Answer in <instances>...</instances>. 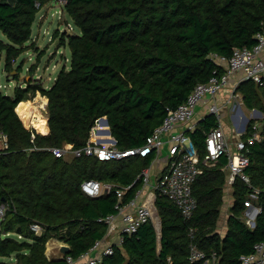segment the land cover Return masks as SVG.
I'll list each match as a JSON object with an SVG mask.
<instances>
[{
  "label": "trees",
  "instance_id": "16d2710c",
  "mask_svg": "<svg viewBox=\"0 0 264 264\" xmlns=\"http://www.w3.org/2000/svg\"><path fill=\"white\" fill-rule=\"evenodd\" d=\"M46 1L0 0V33L7 40L0 39L4 71L26 49L36 4ZM64 10L80 30L63 36L70 50L68 69L61 67L48 88L40 84L16 88L12 96L0 91V131L8 138V147L0 150V206H5L0 257L14 260L0 264H66V256L75 260L102 240L107 225L99 219L115 212V194L112 190L87 197L80 183L85 179L117 186L134 183L127 200L153 156L63 159L46 148L63 144L80 148L89 134L102 142L99 121L104 118L117 148L141 146L167 110L175 109L197 83L210 77L216 68L211 53L230 57L235 48L253 46L264 19V0H67ZM29 90L32 95L39 90L47 98L49 131L35 134L33 143L15 112L16 105L29 98ZM236 90L248 109L263 112L261 140L249 146L245 169L259 190L254 202L261 212L254 226L240 217L249 189L236 180L226 232L222 238L214 232L225 183L220 168L227 159L222 156L214 167H203L193 182L196 208L190 219L185 220L174 203L156 196L158 226L148 220L133 234H125L119 245L113 244V253L103 255L97 264H197L189 260L193 244L206 256L221 250L220 264H240L239 256L264 240V85L247 80ZM215 124L214 116L207 114L188 133L200 155L205 133ZM32 223L41 226V233L31 230ZM51 237L70 248L61 259L45 256Z\"/></svg>",
  "mask_w": 264,
  "mask_h": 264
},
{
  "label": "built area",
  "instance_id": "2783aa9c",
  "mask_svg": "<svg viewBox=\"0 0 264 264\" xmlns=\"http://www.w3.org/2000/svg\"><path fill=\"white\" fill-rule=\"evenodd\" d=\"M58 1L63 6L67 2V0ZM254 39L253 46L235 48L230 57L211 53L209 57L213 60L216 68L212 70L210 77L205 82L197 83L187 98L175 109L167 110L161 124L154 128L141 146L127 149L117 148L107 124L105 125L109 140L107 142H99L92 139L90 135L85 145L80 148H74L72 144H63L59 148H46L59 158H63L67 152L72 153L73 157L92 156L99 161L119 160L130 156L143 158L148 155L157 160L162 156V152L167 158L165 167L155 176L151 174L149 167L142 169L137 177L140 180L141 190H136L134 196L127 200H125L126 192L134 183L117 186L96 179H85L80 183V191L87 197H98L108 194L112 190L116 197L115 212L99 219L107 225L108 230L115 226V240L112 243L104 242V238L96 240L87 252L79 256V258H84V264H97L103 255L113 253V244L119 245L125 234H133L142 224L152 220V205H154L156 196L164 197L174 203L182 217L185 220L190 219L196 208V199L192 189L193 182L202 173L203 167H214L222 156L227 159L220 168L225 173L224 186L232 190L235 181L240 180L249 189L243 204L245 208L253 207V209L251 214L243 212V220L249 227L254 226L255 217L261 212V207L253 204V200L258 199L259 190L251 184V179L245 169L249 165L247 155L249 146L261 140V124L256 121L257 116L254 110H250V119L255 120L251 126L248 128L245 126L243 130L239 128L233 135L220 122L222 108L232 100L241 101L243 99V97L239 98V93L236 92L241 82L250 80L258 86L264 85V19L261 22V29L254 35ZM231 78H233L232 84H230ZM227 89L230 90L228 97L226 99L223 97L222 104H219L217 102L218 94ZM44 104L39 110L48 127L47 115H43V112L46 111ZM197 106L202 108L206 114L214 116L216 122L215 126L205 133L202 155L188 134L194 130L197 121L205 116L195 120ZM98 119L95 120V124ZM22 123L30 131V141L33 143L35 134L41 133L35 126L31 124L27 126L23 120ZM100 124L102 123L100 122ZM7 147L8 138L0 131V150ZM33 149L34 146L25 150ZM145 189V195L141 197V191ZM4 211L5 206L1 205L0 218L4 215ZM30 228L38 234L41 233V226L37 223L30 224ZM192 232L193 230L190 229V233ZM91 253H93L92 257H90ZM189 260L197 262V264H204L207 261V256L193 244L190 245ZM73 261L70 256L65 257L66 264H72ZM239 261L240 264H264V240L255 242L252 251L241 254Z\"/></svg>",
  "mask_w": 264,
  "mask_h": 264
},
{
  "label": "rangeland",
  "instance_id": "374dc122",
  "mask_svg": "<svg viewBox=\"0 0 264 264\" xmlns=\"http://www.w3.org/2000/svg\"><path fill=\"white\" fill-rule=\"evenodd\" d=\"M37 8L35 19L31 27L30 39L25 44L26 49L19 53V55L15 58V61L11 63L10 69L5 71L3 70L5 51H0V91L8 96H12L16 88L26 89L28 86H36L37 84H40L43 88H48L53 83L60 68L65 67V69H68L69 67L70 50L67 44V39L66 37L63 39V36H67V34H79V28L73 24L70 16L64 10V6L58 0H49L40 6L38 4ZM0 39L3 42H7L6 38L1 33ZM229 88L231 87L229 86ZM29 91L30 92L27 93L29 98L25 101H34L37 96L44 97L39 90L33 95L31 90ZM236 92L239 93V98H241L242 93L237 90ZM44 105L46 108V104ZM228 108H230V106H228ZM228 108V113L226 115L220 114V122L223 125L226 124L229 126L230 121L228 118ZM241 108L248 118V111L244 107ZM196 109H199L198 106ZM43 115H47V110L45 113L43 112ZM260 119H262V117H260ZM101 121L102 120L99 121L100 136L102 137V142H107L109 141L108 138L105 137L107 129L104 124H100ZM72 157V153L67 152L63 159H69ZM103 183L109 182L104 181ZM232 195V190L223 186L220 193V203L218 205V214L216 216V226L214 229V232H216L220 238H222L226 232L227 218L231 212V206L234 200ZM254 201L255 200H253V204H255ZM252 209L253 207L245 208L243 212L247 213ZM243 212L240 217L244 216ZM152 221L157 223L158 226L159 219L157 217L156 210L153 211ZM3 235V232H0L1 238ZM9 236H13L19 240L21 239L20 236L16 237L14 234H10ZM57 242L64 243L55 237H51L47 240L44 252L47 259H61L63 257V255L58 251L57 246L59 243ZM221 255V250L220 252L216 249L215 251H211L208 253L207 261H205L204 264H220ZM0 260H4L8 263H14L11 256L0 257ZM72 264H84V258H77L72 262Z\"/></svg>",
  "mask_w": 264,
  "mask_h": 264
},
{
  "label": "crops",
  "instance_id": "0c3cea01",
  "mask_svg": "<svg viewBox=\"0 0 264 264\" xmlns=\"http://www.w3.org/2000/svg\"><path fill=\"white\" fill-rule=\"evenodd\" d=\"M232 82H233V78L230 79V84H232ZM229 91L230 90L227 89L225 92L221 91L218 94V96H217V102L219 104H222L221 100H222L223 97L225 99L228 97ZM227 105L230 106V108H228V106L227 107L224 106L222 108V110H221V115H226L228 113L227 112V108H228V111H229L228 118H229V121H230V125L228 126V125L224 124V127L227 130L231 131V134L232 135L235 133L236 130H239V128H242L241 130H243L245 126H246V128H248V126L251 124V121L252 120L250 119V110H254V111L256 110V111H259L261 113L260 116H257V120H256L259 123H260V120H261L260 117L263 118V112L261 110L256 109V108L248 109L244 105L243 99H241V101H239V100H237V101L232 100L231 103H229ZM241 107H244L248 111V114H249V117L248 118L244 114V112H243V110H242ZM196 114H197L196 115L197 118H195V119L197 120L199 117H203L204 115H206V112H204V110L202 108H199L197 110V113ZM105 135H106L105 137L108 138V132ZM233 138H231V139L234 140ZM166 160H167V158H166L164 152H162V156L160 158H158L157 160L152 159L150 161V164L148 165V167L151 169V171H150L151 174L154 175V176L156 174H159L160 171L165 167ZM136 190H139V191L141 190V185L140 184H139V186H138V188ZM145 192H146V189L141 191V197L143 195H145ZM152 209L154 211V207H152ZM251 213H252V210L250 212H248V214H251ZM254 224H255V220H254ZM115 234H116L115 226L112 227V228H110L109 230L106 229V233H105V237H104L103 241L106 242V243H112V242H114V240H115ZM57 243H59L58 246H57V247H59L61 245V242H57ZM92 256H93V253L90 254V257H92Z\"/></svg>",
  "mask_w": 264,
  "mask_h": 264
},
{
  "label": "bare ground",
  "instance_id": "6f19581e",
  "mask_svg": "<svg viewBox=\"0 0 264 264\" xmlns=\"http://www.w3.org/2000/svg\"><path fill=\"white\" fill-rule=\"evenodd\" d=\"M45 102V97L37 96L34 101H20L15 107V111L23 120L24 124L27 126L28 124L35 126L41 134H46L49 131L45 124L46 122L44 117L41 115L39 110V107H42Z\"/></svg>",
  "mask_w": 264,
  "mask_h": 264
},
{
  "label": "water",
  "instance_id": "95a60500",
  "mask_svg": "<svg viewBox=\"0 0 264 264\" xmlns=\"http://www.w3.org/2000/svg\"><path fill=\"white\" fill-rule=\"evenodd\" d=\"M255 114H256V116H260V115H261V113H260L259 111H256V110H255ZM206 115H207V114H206ZM101 123L104 124V125H107V120H106V119H103V120L101 121ZM240 129H242V128H240ZM69 250H70L69 246H68L67 244H65V243H63V244H61V245L59 246V251H60V253H61L62 255L67 254V253L69 252Z\"/></svg>",
  "mask_w": 264,
  "mask_h": 264
},
{
  "label": "clouds",
  "instance_id": "9594fccd",
  "mask_svg": "<svg viewBox=\"0 0 264 264\" xmlns=\"http://www.w3.org/2000/svg\"><path fill=\"white\" fill-rule=\"evenodd\" d=\"M46 104H47V98H46ZM16 112V111H15ZM17 113V112H16ZM18 115V114H17ZM19 119L21 120L20 116L18 115ZM106 119V118H105ZM22 122V120H21ZM23 124V123H22Z\"/></svg>",
  "mask_w": 264,
  "mask_h": 264
}]
</instances>
